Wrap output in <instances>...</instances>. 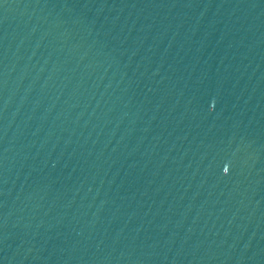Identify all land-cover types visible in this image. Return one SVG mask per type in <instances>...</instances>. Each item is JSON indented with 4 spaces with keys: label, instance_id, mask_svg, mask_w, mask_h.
I'll return each instance as SVG.
<instances>
[{
    "label": "water",
    "instance_id": "water-1",
    "mask_svg": "<svg viewBox=\"0 0 264 264\" xmlns=\"http://www.w3.org/2000/svg\"><path fill=\"white\" fill-rule=\"evenodd\" d=\"M0 264H264V0H0Z\"/></svg>",
    "mask_w": 264,
    "mask_h": 264
}]
</instances>
